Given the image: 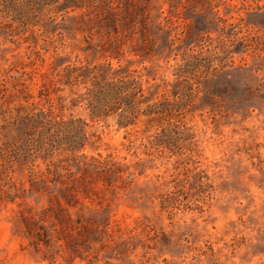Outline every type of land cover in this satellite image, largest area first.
I'll use <instances>...</instances> for the list:
<instances>
[{"label":"rangeland","instance_id":"374dc122","mask_svg":"<svg viewBox=\"0 0 264 264\" xmlns=\"http://www.w3.org/2000/svg\"><path fill=\"white\" fill-rule=\"evenodd\" d=\"M104 64L153 101L191 89L175 153L165 123L71 107L63 70ZM0 264H264V0H0Z\"/></svg>","mask_w":264,"mask_h":264},{"label":"trees","instance_id":"16d2710c","mask_svg":"<svg viewBox=\"0 0 264 264\" xmlns=\"http://www.w3.org/2000/svg\"><path fill=\"white\" fill-rule=\"evenodd\" d=\"M185 67L186 65L180 66L176 75L180 83L187 74ZM118 71L111 64L66 67L62 74L64 84L70 87L76 86L85 91L71 101V107H83L88 112L91 122L94 123L116 117L119 129H128L137 125L142 117L165 123L153 136L150 145L153 149L161 148L175 153L179 149L178 146L186 128L176 123L174 119L183 114L188 99L192 95L191 89L187 93L173 95L174 99L168 97L153 101L146 95V89L139 77L130 73L121 74ZM88 126L89 124L82 119L57 122V128L60 127L57 132L62 135L61 140H65L67 144L65 150L81 152L85 148L90 140L86 131ZM47 136L48 143L43 150L45 160L62 148L60 146L62 143L54 142L49 130L46 132ZM94 162L97 161L94 159ZM192 188L196 190V194H203L205 191L200 178L194 182ZM180 195L178 190L163 198L160 203L161 208L170 211L177 208Z\"/></svg>","mask_w":264,"mask_h":264}]
</instances>
